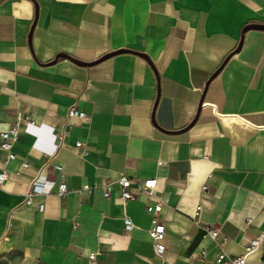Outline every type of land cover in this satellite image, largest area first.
<instances>
[{
    "label": "crops",
    "instance_id": "crops-1",
    "mask_svg": "<svg viewBox=\"0 0 264 264\" xmlns=\"http://www.w3.org/2000/svg\"><path fill=\"white\" fill-rule=\"evenodd\" d=\"M251 24L264 0H0V140L18 129L16 158L0 148V264H218L223 238L242 256L264 232V29ZM151 178L152 194L138 186ZM160 201L162 257L146 210ZM245 264H264V242Z\"/></svg>",
    "mask_w": 264,
    "mask_h": 264
},
{
    "label": "built area",
    "instance_id": "built-area-1",
    "mask_svg": "<svg viewBox=\"0 0 264 264\" xmlns=\"http://www.w3.org/2000/svg\"><path fill=\"white\" fill-rule=\"evenodd\" d=\"M69 116L77 117L82 121L88 119L87 113L84 110H80L77 106H71L69 108ZM22 120L24 119L20 118V121ZM27 122H29L30 124H34V122L30 120H27ZM17 139H18L17 124L11 126L8 130L1 133L0 148L2 150L9 152V156H8L9 160L16 158V154L12 151V149ZM82 146H83V142L78 141L76 143L77 148H80ZM22 165L25 168L29 167L28 162H23ZM57 169L61 171L62 166H57ZM7 176L8 175L5 170L0 171V185L6 180ZM209 176H211V174H209ZM117 183L123 188L122 199L124 202H126L127 200L133 197L132 192L129 190V188L134 184V181L132 179L123 175L117 180ZM156 183H157L156 178H151L144 180L142 183L138 184V186L139 188L143 190H147L150 194H152L153 190L156 187ZM85 187L89 188V186H85ZM207 189H208V185L207 184L203 185V190H207ZM67 191H68V185L65 181H62L59 186L58 194L60 196H63L67 193ZM111 191H112V183L107 184L104 187V196L110 197ZM31 202H32V198H31V194H29V197L27 198V203L30 204ZM201 208H202L201 206L197 207L195 220H197L198 216L200 215ZM40 209L43 210L44 205H41ZM162 209H163V203L161 201L157 203H148L146 206L147 212L150 213L152 216V227L149 229V234L153 241L154 250L156 254L160 257H162L166 251V245L164 242L166 237V226L159 218ZM124 222H125V229L127 231H131L134 228V223L129 216H125ZM252 223H253V218L249 217L247 219V225H251ZM206 230L208 234H210L213 238H217L219 236V230L215 227L208 226L206 227ZM226 240L227 238H223V241L220 243V250L216 256V262L218 264H225L228 261H231L234 264H245L248 260V257L257 250H259L260 247L262 246L264 242V232L258 234L256 237L250 240V242L246 246L245 253L242 256H238L236 258H232L224 248ZM101 254H102L101 251L91 252L89 257L90 259H96Z\"/></svg>",
    "mask_w": 264,
    "mask_h": 264
},
{
    "label": "water",
    "instance_id": "water-1",
    "mask_svg": "<svg viewBox=\"0 0 264 264\" xmlns=\"http://www.w3.org/2000/svg\"><path fill=\"white\" fill-rule=\"evenodd\" d=\"M249 28H259V29H264V24H251L250 26H248ZM242 43V42H241ZM241 45V44H240ZM122 52H132V50H128V49H121V50H116L114 52H110L104 56H102L101 58H99L98 60H96L95 62H82L80 60H77L75 58H71L69 55H66L67 57L79 62V63H82V64H91V63H97L99 61H102L104 59H107L113 55H116V54H119V53H122ZM65 55V54H64ZM215 75V74H214ZM203 103V100L201 102V104ZM193 123V122H192Z\"/></svg>",
    "mask_w": 264,
    "mask_h": 264
}]
</instances>
